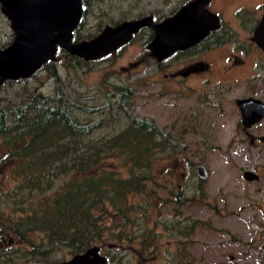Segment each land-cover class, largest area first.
Segmentation results:
<instances>
[{
	"label": "rangeland",
	"instance_id": "374dc122",
	"mask_svg": "<svg viewBox=\"0 0 264 264\" xmlns=\"http://www.w3.org/2000/svg\"><path fill=\"white\" fill-rule=\"evenodd\" d=\"M238 4L239 1H229L225 5L227 15H231ZM225 8H220L223 14ZM137 11L142 13L143 10L136 9L129 17H135ZM66 59L65 55L55 59L61 64L59 74L63 87L70 96H79L97 108L87 113L78 111L89 121L102 116L106 88L113 92L116 84H130L136 89L133 90L134 99L122 112L125 116L122 122L97 130V136L110 135L114 130L125 128L127 113L130 112L134 117L153 120L162 131L177 140L179 150L185 147V154L180 153L182 151L176 153L177 149L172 156L157 158L152 164L154 180L146 181L147 192L133 195L125 203L137 205L132 207L134 223L121 221L116 210L109 206L106 224L115 226V234L121 230L124 232L117 241L111 236V231H107L101 241L104 249L114 241L119 245L121 262L113 264H234L230 255L241 259L244 253V245L236 242L239 238L248 245V249L255 241L258 249L264 250V143L260 138L246 137L238 124V114L232 112L234 107L223 101L227 104L224 107L227 113L223 115L218 108L198 105L195 95L185 96L178 89L180 85L174 72L180 66L171 65L166 76L162 71H155L156 62L141 45H128L121 54L111 56L110 61L91 63L77 70L66 69L63 65ZM55 84L53 79L40 73L32 82L9 88L14 90H8L5 103L16 101V93L21 91L18 89L27 86L28 89L38 87L53 96ZM233 91L226 96L228 102L238 94ZM4 94L2 92L3 97ZM258 128L264 131V122ZM5 156L6 150L0 145V192L16 182L8 166L1 161ZM184 156L185 161L181 163ZM190 160L195 165L204 164L208 168L205 179L198 174L189 178L192 172ZM121 163L119 159H106L104 166L116 168L122 176L128 177L129 170L121 167ZM248 169H258L263 179L248 182L243 176L244 170ZM184 174L188 175L185 176L187 179H184ZM44 195L49 196V193ZM5 207L1 199L0 210ZM180 227L185 233L180 232ZM29 237L36 238L33 242H38L41 235L36 232ZM145 237L151 247L142 243ZM13 240L15 246L25 247V251L32 250L28 242L19 238ZM72 257L63 251L46 258L24 257L16 264H58L56 262Z\"/></svg>",
	"mask_w": 264,
	"mask_h": 264
},
{
	"label": "trees",
	"instance_id": "16d2710c",
	"mask_svg": "<svg viewBox=\"0 0 264 264\" xmlns=\"http://www.w3.org/2000/svg\"><path fill=\"white\" fill-rule=\"evenodd\" d=\"M81 30L82 26L75 41L93 37ZM146 43L135 38L95 60L62 50L61 55L67 57L63 65L77 70L91 63L110 61L111 56L121 54L128 45L145 47ZM46 68L47 76L56 82L53 96L25 85L18 89L21 91L16 93V101L5 103L8 91L0 97V145L6 150L1 161L16 181L0 192V200L6 204L0 210V264H16L24 257L46 258L63 251L74 257L96 247L107 257L106 264L121 262L116 241L108 243L107 249L101 244L107 231L117 241L124 235L123 230L115 234V226L106 224L109 206L121 221L134 223L132 207L137 205L125 203L131 196L147 192L146 181L154 180L153 162L172 156L177 140L153 120L134 117L130 112L125 128L97 136V130L122 122V112L134 99L136 89L130 84H116L109 92L105 86L102 116L89 121L78 111L87 113L97 108L65 91L57 62H49ZM106 159L121 160V167L128 168L129 176L104 166ZM47 192L49 196L44 195ZM36 232L41 237L33 242L36 238L29 236ZM14 238L28 242L32 250L15 246ZM142 243L150 245L146 237Z\"/></svg>",
	"mask_w": 264,
	"mask_h": 264
},
{
	"label": "flooded vegetation",
	"instance_id": "af4514ba",
	"mask_svg": "<svg viewBox=\"0 0 264 264\" xmlns=\"http://www.w3.org/2000/svg\"><path fill=\"white\" fill-rule=\"evenodd\" d=\"M8 1L0 0V52L10 48L18 37L17 31L13 26V20L7 13L8 5L6 3ZM193 1L195 0H82L84 4L83 19L79 26L72 31V42L91 41L107 27H114L125 21L151 17L155 23H162L168 18L175 16ZM229 1H239L237 7L231 11V15H227L225 8ZM223 6L225 8L224 14L223 10H220ZM136 9L143 10V14L138 11L135 17H129L134 15ZM194 16L200 17L205 21L204 30L202 29L201 32H206L205 35L197 43L184 49H177L161 61L153 55L152 49L149 48L150 43L157 34L152 26L142 27L134 34L130 42L139 37L142 39V43L147 42L144 49L150 54L151 60L156 62V64L161 62L160 65H156L155 71H162L165 76L168 74V68L171 65L180 66L174 74L180 85L178 89L185 96L191 97L190 95H195L196 98L194 99H196L198 105L203 104V107L218 108L223 115L226 112L224 109L225 105L228 104L230 107H234L235 110L232 112L238 114V124L242 126V131L246 137L252 139L260 138L262 141L264 131L258 127L264 122V118L250 126H246L239 101L256 99L264 103V30L258 32L262 26L264 27V0H207L203 7L196 10ZM81 26L83 27L81 32L91 34L93 37L77 42L74 38ZM62 50H66L67 54L71 53L65 47L57 44L56 54L28 76L12 78L8 77L6 73L0 72V97L2 92L8 91V88L19 87L18 85L32 82L40 73L48 75L46 66L49 62H55V59L59 55L61 56ZM112 52L105 56L110 55ZM220 55L223 56L220 57ZM232 91L233 93L238 92V94L234 96L233 100L228 102L226 96ZM225 100L227 104L223 103ZM247 109L254 117L259 116L263 110L256 105H249ZM262 142L264 143V141ZM184 148L181 150L177 148L179 151L176 152L182 151L180 153H184ZM181 159L183 160L180 162L183 163L185 156ZM190 165L192 172L189 178H195L197 174L200 177L198 167L201 164L195 165L191 161ZM254 172L259 175V178L254 181L259 182L263 175L258 169H255ZM185 176L186 174H184V179H187L188 175ZM181 218H184V216ZM181 227L180 232L185 233ZM193 228L194 226L192 230ZM262 230L264 233V228ZM178 241L181 240L178 239ZM236 242L240 246L241 244L244 245V253L241 259L231 254L230 260L232 263L264 264V250L258 249V244L255 241H253L252 245H249V249L248 245L242 242V238L236 239ZM237 260L241 263H238Z\"/></svg>",
	"mask_w": 264,
	"mask_h": 264
},
{
	"label": "water",
	"instance_id": "95a60500",
	"mask_svg": "<svg viewBox=\"0 0 264 264\" xmlns=\"http://www.w3.org/2000/svg\"><path fill=\"white\" fill-rule=\"evenodd\" d=\"M207 0H195L185 6L175 16L162 23H155L151 17L125 21L114 27H107L91 41L72 42V31L83 19L84 4L82 0H9L6 3L7 13L13 20L17 31V40L4 52H0V72L8 77L28 76L39 69L57 52V44L65 47L73 55L85 60L98 59L111 51L128 44L135 33L144 26H152L156 31L150 43L153 55L159 61L170 56L177 49L187 48L197 43L206 32H202L205 21L194 13ZM192 26L194 30L188 38L180 32ZM172 30V31H171ZM264 30V27L259 31ZM246 126H250L264 118V103L256 99L240 100ZM249 105H256L263 110L254 117L248 111ZM264 141V136L262 137ZM199 175L205 178L207 170L204 165L199 167ZM244 178L254 181L259 175L253 170H245ZM107 257L100 253L99 248H92L85 253L75 255L63 264H106Z\"/></svg>",
	"mask_w": 264,
	"mask_h": 264
},
{
	"label": "bare ground",
	"instance_id": "6f19581e",
	"mask_svg": "<svg viewBox=\"0 0 264 264\" xmlns=\"http://www.w3.org/2000/svg\"><path fill=\"white\" fill-rule=\"evenodd\" d=\"M197 30L194 29L192 26H190V28H188L186 31H184V29L180 32V34L184 37V38H188L189 35H191L192 31ZM204 30V29H203ZM172 31V30H171Z\"/></svg>",
	"mask_w": 264,
	"mask_h": 264
}]
</instances>
